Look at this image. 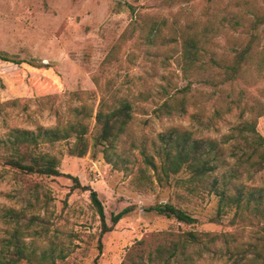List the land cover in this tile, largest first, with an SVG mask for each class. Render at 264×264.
<instances>
[{"label":"rangeland","instance_id":"374dc122","mask_svg":"<svg viewBox=\"0 0 264 264\" xmlns=\"http://www.w3.org/2000/svg\"><path fill=\"white\" fill-rule=\"evenodd\" d=\"M262 10L264 0H0V53L22 61L0 60V138L13 127L33 131L50 128L57 125L60 116L67 122L73 117L72 106L86 105L91 112L85 155L70 153L73 138L41 146L59 158L62 172L79 178V187L65 175L33 174L19 179L12 170L5 173L8 167L0 166V173H5L0 177V254L15 228L14 222L3 218L10 209L40 216L46 226L33 224L23 229L32 261L24 259L18 264H39L45 251H53L54 264H164L169 253L157 262L149 260L152 252L161 245L169 248L179 234L188 231L202 238L208 233H234L236 243L244 248L256 237L264 238L263 219L230 224L231 211L222 223L211 221L218 202L211 187L213 176L203 188L190 191L189 186L196 184L183 181L190 175L188 171L160 181L141 153L145 148L160 167L159 134L174 127L196 130L191 114L205 110L210 115L218 103L230 105L232 111L215 120V127L204 134L220 141L242 118L255 117L249 106L264 105V66L260 69L257 64L264 48V24L255 30L258 52L254 51L255 63L249 64L250 69L244 66L232 80H227L223 69L251 39L249 20H244L243 14H249V19L254 17L251 13L261 14ZM149 30L157 34L153 45L146 39ZM194 30L207 41L203 42L202 59L210 65L191 71L183 66L182 41ZM118 43V50L110 57ZM219 80L221 85L211 84ZM186 85L187 112L158 116L156 108L169 95L176 97L177 92L180 96L179 90ZM103 98L112 105L126 98L134 105L133 120L116 150L110 151L121 153L115 166L108 161L103 145L94 146L96 114ZM238 99L239 103H234ZM12 100L18 104L8 103ZM170 101L176 103V99ZM256 121L264 136V114ZM233 144L234 140L224 143L225 154ZM228 160L230 163L216 174L220 182L235 162L229 156ZM242 173L247 185L264 186V172L254 182L246 178L244 170ZM36 182L41 186L40 200L33 199L34 205L24 207L16 194ZM92 190L98 192L108 224H112L113 214L132 207L105 233L91 199ZM160 202H170L198 221L180 222L151 209ZM170 262L176 264L174 259ZM230 263L225 256L198 261Z\"/></svg>","mask_w":264,"mask_h":264},{"label":"trees","instance_id":"16d2710c","mask_svg":"<svg viewBox=\"0 0 264 264\" xmlns=\"http://www.w3.org/2000/svg\"><path fill=\"white\" fill-rule=\"evenodd\" d=\"M260 12L261 14L251 13L254 17L250 16L249 19L247 18L249 14H243L244 20H249L247 29L251 34V39L249 44L239 50L231 59L232 64L226 67L225 70L223 69V72L227 73V80L236 79L237 75L243 71L244 66L245 69H250V65L255 63L254 51L258 52L256 49L258 35L255 30L261 24H264V10ZM192 32L193 34H188L182 41L183 66L191 71L199 70L204 65H210H206L208 62L202 59L205 52L203 42L207 41L200 39L197 30ZM156 35L154 31L149 30L147 32L146 39L150 44L153 45L157 42ZM115 46L114 51L110 52V57L118 50L117 46H120V43ZM260 55L261 61L257 64L261 69L264 66V48L261 50ZM0 60L17 64L22 63L21 60L4 53H0ZM212 61L216 62L214 59ZM220 68H222L221 65ZM222 83L221 80L211 82L212 85L216 86ZM187 90L188 86L186 85L179 90V93H182L180 96L177 95V92L176 97L174 94L169 95L156 108L157 115L171 116L175 111L181 114L186 113ZM78 94V92L74 93L75 96ZM171 98L176 99V103L172 104ZM233 101L239 103L240 99ZM8 103L15 106L18 104V100H12ZM260 105L249 106L250 111L255 110L256 112L255 117L252 119L242 118L244 110L241 106L240 116L242 120L232 127L230 135L226 136L223 141L214 136L205 135L204 132L215 127V120L232 111L230 105L223 107L221 103H218L216 110L210 115H206L205 110L192 113L191 117L197 125L196 130L174 127L159 134L161 142L159 155L162 156L160 167L145 148L141 151L143 160L147 167H152L156 171L160 181L168 179L173 174L178 175L183 170L188 171L190 175L183 181L196 184L192 188L189 186L190 191L203 188L206 180L213 176L211 187L217 196L218 202L216 213L211 217L212 222L222 223L223 216L231 211H233V215L228 221L230 224L245 223L246 221L255 223V220H264V186L247 185L242 176V170H244L247 174L246 178L252 179V182H254L264 172V136L257 130L256 121L257 117L264 114V105ZM70 111L73 117L67 122H64L60 116L57 125L50 128H39L37 131H33L13 127L5 137L0 138V166L8 167L5 173L12 170L15 174L14 177L19 179H24L26 176L33 174L39 176L65 175L75 181L74 186L79 187L81 185L79 178L62 172L59 169V158L41 147L43 143L55 144L61 140L73 138L74 142L69 148L70 153L76 156H83L87 153L89 149L87 120L91 112L86 105L72 106ZM133 113L134 105L130 100L123 98L117 105H112L109 100L103 98L96 114L94 146L103 145V151L108 161L113 163L114 166L119 163L118 161L122 156L121 153L114 154L115 152L111 153L110 151L116 150V145L121 141V136L133 120ZM202 114H204V118ZM233 140L234 144L227 155L225 154L224 143ZM228 156L234 158L235 162L222 174V182H220V178L216 174L230 163ZM144 171V169L140 170L142 177H145ZM5 173L2 170L0 177H4ZM41 192V186L39 182H36L26 190L22 188L18 191L16 197L22 200L25 204L24 207H30L34 205L33 199L35 201L40 200ZM44 194L47 195V192H44ZM90 195L102 220V233L112 230L113 226L132 209V207H127L113 214L111 217L112 224H108L98 192L92 190ZM151 209H155L160 214L168 217H174L180 222L195 223L198 221L191 213L170 202H160L156 206H152ZM3 218L5 221L14 222L15 228L10 237L5 240L0 254V264H18L24 259L32 261L31 253L27 251V245L23 240V229L29 228L33 224H40L46 228L44 219L36 215L27 216L24 212L14 209L5 212ZM262 229L264 231V226ZM234 236V233H208L206 238H202L195 231H188L179 234L169 248L163 245L157 247L152 252L153 254L149 257V260L159 262L163 260L165 253L168 252L169 256L164 264H171V259H174L176 264H198L200 259H206L207 257L222 258L223 256L231 260L230 264H264V243H262L264 238L256 237V241L250 242L244 248L236 243L237 240ZM45 261L54 264L53 251L42 253L38 262L43 264ZM134 264H149V262L136 261Z\"/></svg>","mask_w":264,"mask_h":264}]
</instances>
